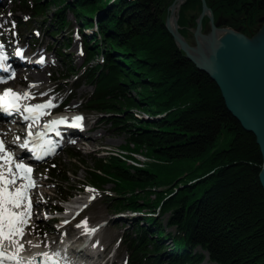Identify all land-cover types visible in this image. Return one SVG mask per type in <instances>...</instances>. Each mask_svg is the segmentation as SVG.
Segmentation results:
<instances>
[{"label":"trees","instance_id":"trees-1","mask_svg":"<svg viewBox=\"0 0 264 264\" xmlns=\"http://www.w3.org/2000/svg\"><path fill=\"white\" fill-rule=\"evenodd\" d=\"M19 2L28 20L45 23L51 36L67 24L65 9L75 15L83 71L75 73L71 62L67 71L93 88L84 107L126 136L123 150L150 160L138 167L107 154L87 165L69 156L71 164L83 166L87 184L99 190L111 185L107 196L116 213H147L135 217L121 237L129 251L126 264H264L259 146L226 109L215 82L184 56L165 28L172 0ZM206 2L215 22L246 34L264 18V0ZM189 5L201 11V1L186 0L179 10L185 39ZM68 46L57 48L63 59ZM96 55L100 61L90 66ZM49 170L59 185L56 166ZM60 173L61 183L69 180L68 169ZM155 214L165 215L164 222Z\"/></svg>","mask_w":264,"mask_h":264},{"label":"rangeland","instance_id":"rangeland-1","mask_svg":"<svg viewBox=\"0 0 264 264\" xmlns=\"http://www.w3.org/2000/svg\"><path fill=\"white\" fill-rule=\"evenodd\" d=\"M19 9V0H0V31L8 44L9 54H13L12 49H21L22 56L26 57L27 61L37 58L39 55H44L46 59L39 68L27 66L29 64L27 62L25 64L16 63L18 64L17 68L11 69V72H15L17 78L9 79L10 83H13L14 87L22 93L27 91L29 86L35 85L30 90H35L36 93H30L37 100H52L57 108L60 107L69 113L75 110V112H80L84 116L82 130L75 136L76 140L79 139L82 142L76 144L70 142L49 159L38 162L36 164L38 169L36 180L40 181L41 191H46L47 195L50 196V200L47 201L50 206L56 203L51 199L56 200L59 195L65 192L71 193V197H74V195L78 197V189L81 190L83 196L85 194V198L92 199L88 202L85 209L73 217L71 223L58 229V231L48 221L38 215V207L43 202L39 203L34 208L36 218L32 219V225L28 233L33 232V226L36 232L34 235L31 234L28 240L34 238L36 240H39L38 238L45 240L48 237L56 238L57 236L61 238L65 235V237L71 238V241H73L71 246L74 248L84 243L85 246L80 249V254L93 253L95 255L94 258L84 256L85 262L91 261L87 262V264H109L110 260H113L114 264H125L129 258V251L126 242L121 237L125 230L131 229L136 216L141 217L147 215V213L143 212V215H138V213L132 214L126 211L116 213L109 200L111 197L107 196L112 195L109 191L111 185L105 186L102 190L89 186L83 187L86 183V172L81 163L78 166L71 164L69 156L70 154H75L80 161H84L87 165L91 164L94 156L102 157L110 153L120 154L122 152L132 156L133 159L126 161V164L129 165L141 167L145 163L150 162V160L142 152L130 153L123 150L121 146L125 144L126 136L118 130L113 129L105 120H102L100 114L84 107L82 102L90 96L93 88L90 83L86 82L84 77L77 79V76L74 75L77 72L80 74L83 71L81 65L84 59V54L81 50L82 39L78 31L79 22L75 15L69 9H65L67 24L64 25L62 33L51 36L45 31V23L40 25L37 23L38 21H34L33 19L32 21L28 20L29 16L24 15ZM52 9L54 10V7ZM200 12L197 6L192 5H189L184 11V21L187 23L186 27L188 29L186 41L190 45L195 44L193 32ZM205 18L208 19V17ZM17 20H23V25L20 28ZM13 22L15 23V28L12 27ZM263 22L264 18L258 19L256 25L252 28V34L242 33L248 37L253 36L259 31ZM215 23L220 28H228L241 32L238 29L221 26L217 21ZM202 28L206 34L210 33L209 24H203ZM31 39L33 43H30ZM65 43H69V46L63 50L67 55L63 59L59 56L57 48L63 46ZM45 45L49 46L46 52L43 50ZM98 61H100V55H96L94 60L89 64L92 66ZM69 62L73 65L75 72L73 74H69L67 71ZM34 72L43 74L44 80L41 84H37L32 77L27 76ZM42 93L44 95H41ZM137 114L142 118H147L143 112H138ZM52 165H55L57 168L54 172L58 176L59 185H56V182H54L57 179L53 180V178L51 179L48 176V166ZM63 169H68L71 172L74 171V174H72L73 172L69 173V180L61 183L60 171ZM88 189H93L94 191L90 192ZM155 216L161 218L162 222L166 218L165 215L161 217V215L155 214ZM82 221H87L88 228H95L100 222H106V224L96 229L85 244V237H77L83 228H78L76 225ZM50 231L55 232L50 233ZM45 233H47L46 237L44 236Z\"/></svg>","mask_w":264,"mask_h":264},{"label":"water","instance_id":"water-1","mask_svg":"<svg viewBox=\"0 0 264 264\" xmlns=\"http://www.w3.org/2000/svg\"><path fill=\"white\" fill-rule=\"evenodd\" d=\"M185 1L173 0L164 26L184 56L218 86L226 109L254 135L262 156L258 179L264 191V22L251 37L220 28L206 0H200L201 12L193 32L195 44L190 45L178 25V11ZM204 17L209 20V34L202 30Z\"/></svg>","mask_w":264,"mask_h":264},{"label":"snow or ice","instance_id":"snow-or-ice-1","mask_svg":"<svg viewBox=\"0 0 264 264\" xmlns=\"http://www.w3.org/2000/svg\"><path fill=\"white\" fill-rule=\"evenodd\" d=\"M27 19V18H25ZM12 27L15 28L13 22ZM15 35V33H13ZM4 45L0 44V67H4V62L7 60L5 55ZM17 55H22L21 52H17ZM43 64L44 59L38 61ZM10 67V65H9ZM15 73L9 79L14 78ZM6 81L0 80V83ZM31 85L30 87H34ZM41 95H44L43 93ZM35 97L29 91L23 93H17L11 88H5L0 93V112L11 115L13 111L22 113L25 121H32V124L36 123L40 116L49 114L46 110L54 108L56 105L53 104L52 100H48L45 103H37L33 105H21L20 101L27 99H34ZM83 117L75 116L69 123L66 117L51 120L49 123L44 125L45 130L55 131L59 125H66L68 128L81 129ZM32 124H29V131L27 132V139H24L19 144L21 149H27L30 153L34 154V158L37 160L43 159L37 151V145L33 143V146L29 148V143L34 140H40L42 143L39 145L41 149L45 145L51 146L52 141L44 140L43 133H36L35 137L31 132ZM56 134L59 136L60 133L57 131ZM16 141H20V137L15 138ZM74 142V141H73ZM54 151V148L49 147L45 155H50ZM33 167L25 163V158L18 153H15L8 149L6 142L0 139V264H36L35 256L29 258L27 261L23 260L20 254L25 250V243L23 237L26 235V229L30 227V222L33 218L34 204L42 203L40 200L34 201L31 196V190L36 188L37 181L33 178ZM19 182V183H18ZM88 191H94L88 189ZM94 199V197H93ZM39 218V217H37ZM47 217L45 216V219ZM65 224L69 221L65 220ZM76 227L83 228L85 234L91 235L96 231L95 228H88L87 221H82L77 224ZM35 230L33 226V231ZM47 236V233L44 234ZM5 244L9 245V248L5 247ZM29 247H41V243H33L27 241ZM43 246L47 247L46 240L43 242ZM42 258L39 264H66L67 257H61L59 252H48L38 253Z\"/></svg>","mask_w":264,"mask_h":264},{"label":"bare ground","instance_id":"bare-ground-1","mask_svg":"<svg viewBox=\"0 0 264 264\" xmlns=\"http://www.w3.org/2000/svg\"><path fill=\"white\" fill-rule=\"evenodd\" d=\"M173 17L171 18V21L173 22ZM85 33L87 34V33H89L88 31H85ZM28 77H32V79L37 83V84H41L42 82H43V80H44V78H43V74L42 73H38V72H34V73H30V74H28L27 75ZM8 77H6L5 79H7ZM4 79V80H5ZM21 83H22V81H21ZM11 87H14V85H13V83H10L9 84ZM7 86H5V88H6ZM32 87H30L28 90H30ZM15 92H17V93H21V92H18V91H15ZM31 101V99H27V100H22V101H20V103H21V105L23 106L24 104H26L25 102H30ZM46 101H43V102H38V103H45ZM37 104V103H36ZM45 115H42V116H40V118H39V121H41V118L42 117H44ZM72 117H75V116H71V117H67V120H69V118L70 119H72ZM51 120L50 119H48L47 121H44L43 122V124L42 125H40L39 127H38V129L36 130L35 129V132H34V134H36L37 132H39V130L40 129H44V125L45 124H47V123H49ZM71 121V120H70ZM27 122L28 121H19L18 123H17V125L19 126L18 127V129H16L15 130V125H13L12 127H9V129L8 128H6L7 129V132H5L6 134V136H10V135H14V134H17V132H15V131H22V132H20V133H24L23 132V126L25 125V124H27ZM57 131H60L59 129L57 130ZM32 132H33V130H32ZM60 134H61V132H60ZM1 135H4V133L3 134H1ZM0 135V139H3L5 142H6V140L4 139V138H2L3 136H1ZM6 146L8 147V149L10 150L11 148V145H10V143H7L6 142ZM32 147V146H31ZM37 150H39V148L37 147ZM37 181V184H39V185H41L40 184V181H38V180H36ZM19 183V182H18ZM32 191H33V189L31 190V193L30 194H32ZM34 201H37L36 199H33ZM84 201L85 200H82V199H80V200H74L73 201V203H84ZM85 202H87V201H85ZM35 205L36 204H34V208H35ZM78 208H80V207H78ZM66 213H68V212H66ZM66 217H68V218H70L69 217V215L67 214V216ZM33 218H36V216H35V214H34V209H33ZM32 218V219H33ZM57 231V230H56ZM54 233L55 231H50V233ZM94 234V232L91 234V235H87V234H85L84 236L86 237V238H88V240L90 239V237L92 236ZM77 237H80V236H77ZM23 242V241H22ZM38 242V241H37ZM40 243V242H39ZM67 243H69V239H65V240H62V241H59V242H57V243H55L54 245H48L47 247H45V246H43V243H41V247H39V248H36V247H32V249H27L26 247H25V250L20 254V256H21V258L23 259V260H25V261H27L29 258H31V257H33V256H35V258H36V263H37V261H40L42 258L38 255V253H42V252H48L49 254H51V253H53V252H59L60 254H61V257H67V262H66V264H82V262H79L78 261V259H81L82 257H80V256H78L77 254H76V252H77V248H76V250H73L72 251V249L71 250H68V248H66L67 247ZM5 247L6 248H9V245H7V244H5ZM9 250H11L10 248H9ZM73 256H74V259H73ZM84 256H86V253H84ZM88 257V256H87Z\"/></svg>","mask_w":264,"mask_h":264}]
</instances>
